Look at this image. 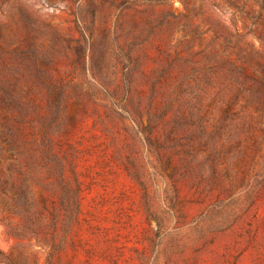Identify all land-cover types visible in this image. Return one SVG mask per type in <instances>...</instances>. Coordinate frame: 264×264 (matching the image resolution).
Here are the masks:
<instances>
[{
    "label": "rangeland",
    "instance_id": "1",
    "mask_svg": "<svg viewBox=\"0 0 264 264\" xmlns=\"http://www.w3.org/2000/svg\"><path fill=\"white\" fill-rule=\"evenodd\" d=\"M0 264H264V0H0Z\"/></svg>",
    "mask_w": 264,
    "mask_h": 264
},
{
    "label": "trees",
    "instance_id": "2",
    "mask_svg": "<svg viewBox=\"0 0 264 264\" xmlns=\"http://www.w3.org/2000/svg\"><path fill=\"white\" fill-rule=\"evenodd\" d=\"M11 98H13V97H11ZM21 110H24V109L22 108ZM25 111H26V109L24 111H22L21 113H24Z\"/></svg>",
    "mask_w": 264,
    "mask_h": 264
}]
</instances>
